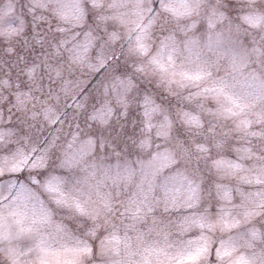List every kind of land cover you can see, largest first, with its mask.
Wrapping results in <instances>:
<instances>
[{
  "label": "snow or ice",
  "instance_id": "6c2138e0",
  "mask_svg": "<svg viewBox=\"0 0 264 264\" xmlns=\"http://www.w3.org/2000/svg\"><path fill=\"white\" fill-rule=\"evenodd\" d=\"M0 264H264V0H0Z\"/></svg>",
  "mask_w": 264,
  "mask_h": 264
}]
</instances>
